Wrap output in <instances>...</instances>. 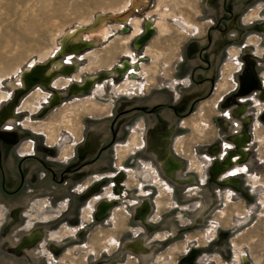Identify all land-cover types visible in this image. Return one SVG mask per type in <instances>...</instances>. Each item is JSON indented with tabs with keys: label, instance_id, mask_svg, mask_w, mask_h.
<instances>
[{
	"label": "rangeland",
	"instance_id": "1",
	"mask_svg": "<svg viewBox=\"0 0 264 264\" xmlns=\"http://www.w3.org/2000/svg\"><path fill=\"white\" fill-rule=\"evenodd\" d=\"M241 1L244 7L236 16L228 0H0V113L15 101L14 117L7 119L0 130L7 134L18 128L26 131L25 139H33L34 132L42 127L57 148L72 143L73 131L79 139L83 137L88 107L90 132V123L106 115L108 106L118 98L165 93L172 99L169 104L179 102L191 82L177 78L175 70L190 38L202 36L208 25H218L231 36L223 47L212 94L202 98L185 118L187 127L172 136L169 129L155 131L161 138L168 134L161 145L164 153L172 158L171 153L179 154L193 162L196 178L180 177L176 181L191 183L190 200L174 204L171 195L178 189L148 158L141 160L143 168L135 158L132 165L138 159L137 164L129 171L126 183L131 187L140 182V177L151 176V196L167 201L165 209L151 202L152 223H142L135 218L134 210L125 214L118 206L99 220L94 215L90 218L98 197L86 199L77 210L75 223L64 222L67 208L55 213L54 209L44 208L45 196L28 195L21 200L17 198L19 190H6L14 198L15 207L0 206V264H264V0ZM238 4L241 5L239 1ZM216 11L221 13L214 16ZM148 21L153 24L154 34L145 46L135 50L133 44ZM76 26L82 28L79 49L68 41L59 55L61 40ZM141 57L145 60L139 61ZM135 58L139 59L136 79L105 76L83 95L70 89L74 83L112 72L125 60L135 62ZM248 58L253 61L255 83L248 94L239 95L241 81L249 74ZM36 64L46 72L50 69L53 79L47 86L35 84L18 94L23 86L22 74ZM61 66H74V71L63 75V70H58ZM53 86L62 95L53 105L57 109L46 113L54 96ZM47 92L50 102L41 106ZM238 107L242 114L236 116ZM142 121L139 116L127 128L137 122L144 125ZM241 134L247 140L244 161L213 175L214 162L210 166L209 162L221 160L228 149L237 151L231 141ZM63 135L66 137L59 141ZM139 137L138 128L131 136L127 131L125 140L112 146L111 168L107 172L112 171L116 161L121 164L133 151L138 152L136 147L144 144ZM146 137L147 134L145 143ZM7 138L0 136V153L2 142L9 147L5 142L11 139ZM212 144L217 146L212 148ZM196 146L210 156L204 155L202 166L195 162L199 160L195 154H200L193 151ZM216 148L219 154L213 151ZM152 150L157 152L153 147ZM103 173L90 174L87 184L93 176ZM108 196L109 187L100 197L111 198ZM193 196L200 198L195 200ZM211 197L213 202L197 206L198 201ZM81 210L85 224H80ZM168 219L172 220L173 230L164 226ZM147 224L158 234L155 240H150L152 236L147 241L148 250L140 242L147 236ZM29 234L38 235L41 241L25 254H17L16 248ZM132 242H138L142 250L131 245L137 251L133 252L127 247ZM186 243L189 245L183 248Z\"/></svg>",
	"mask_w": 264,
	"mask_h": 264
},
{
	"label": "crops",
	"instance_id": "2",
	"mask_svg": "<svg viewBox=\"0 0 264 264\" xmlns=\"http://www.w3.org/2000/svg\"><path fill=\"white\" fill-rule=\"evenodd\" d=\"M238 1L241 5L238 4ZM243 4L241 0H228L227 2L228 7L236 11L234 12L236 16L241 14L239 11L244 7ZM217 11L213 12L214 16H218L221 13ZM230 39L231 36L225 32V29H220L218 25L215 27L208 25L202 36L190 38L184 47L183 57L175 70V76L177 78H187L191 85L185 91L183 98L177 103L169 104L172 103V99L165 93L146 95L135 99L118 98L114 100L112 106H108L106 115H103L97 122L92 121L90 123V132L88 107L85 109L87 113L83 120V137L79 139L78 135L73 131L71 134L72 143L70 145H60V148L50 143L48 131L42 127L40 131L34 132L35 136L33 139L24 138L26 136L25 130L14 129L11 142H5L9 147L4 146V142L1 143L3 149L0 153V206L4 208L15 207L14 198L10 196V193L6 192V190L14 189L19 190L18 194L20 195L17 198L21 200L28 195L45 196L54 202L67 198L68 206L63 220L64 222L75 223L77 210L89 196L85 193H73L71 191L72 187L77 184H87L90 174L107 172L111 168L112 146L125 140L127 124L139 116L144 119L143 127L147 134L146 143L144 141L143 148L139 149L138 152H132L128 157L124 156L125 158L123 157L122 162L132 165L135 158H143L145 160L148 158L151 165H154L160 174L167 177L173 188L175 185L178 189L175 193L172 188L174 194L171 197L174 204H179L180 201H186L187 199L190 200L189 192L191 187L188 185L191 183H178L176 181L180 177L194 176L196 178L198 173L193 168V162L190 158L180 157L179 154L171 153L174 160L181 165V171L175 172V168L172 170V167L169 166V159L164 153L162 155L152 150L153 146L150 139L155 131L163 132L169 129L172 132V136L174 132L187 127L185 126V118L193 112L194 107L202 98L212 94L211 86L222 62L223 47ZM57 89L53 86L51 93L61 98L62 92L57 91ZM63 91L67 92V89ZM49 96L48 93L45 100L40 103L41 106L43 103L50 102L51 98ZM75 100L77 99H73V101ZM73 101L70 104L77 102L73 103ZM54 107H50L46 113L50 112ZM54 109L56 110L57 108L55 107ZM211 146L213 148L217 144H212ZM69 147L71 148L70 151ZM193 151L200 153L199 155L195 154V158H199V160L196 158L195 162L201 166L204 165L203 162L205 160L201 158V155L207 154H203L198 146L194 147ZM187 161L189 162L186 163ZM212 161L214 164L217 163L216 158L212 159L209 162V166L213 163ZM172 172L174 173L173 175ZM168 173H170V176ZM201 189L199 188V193ZM161 198L148 196L149 206L151 207V202H155V205L157 203L160 208L165 209L167 201H163ZM192 198L197 200L200 196H193ZM213 198L198 201L197 206L201 203H211ZM155 216L157 214L153 215V217ZM149 218H152V214H149ZM150 221L149 223L153 222V220ZM171 222L172 220L168 219L165 221L164 226L173 230L174 227H171ZM150 228L154 227L147 224V236L140 241L147 250L149 249L147 241L152 236L153 238L150 240H155L154 236L158 235L153 233ZM126 241L128 242L129 240ZM188 245L189 243H186L183 248ZM192 248H194L193 245ZM173 249L175 250V248Z\"/></svg>",
	"mask_w": 264,
	"mask_h": 264
},
{
	"label": "built area",
	"instance_id": "3",
	"mask_svg": "<svg viewBox=\"0 0 264 264\" xmlns=\"http://www.w3.org/2000/svg\"><path fill=\"white\" fill-rule=\"evenodd\" d=\"M235 61L238 62L237 58L235 59ZM238 65L240 66L239 62H238ZM178 97H179V95L176 94L175 99H177ZM137 128L140 131V137L139 138H141V140L144 142L143 138L145 135V130H144L143 124L141 122L135 123L133 126L128 127L126 130L130 133V136H131V133ZM65 137L66 136L63 135V138H61V139L59 138V141L64 139ZM58 143H59V145L62 144L60 142H58ZM143 146L144 145L142 143L141 146L136 147V149L139 150V149L143 148ZM133 153H134V151H133ZM115 154H116V149H115ZM204 157L205 156L201 155V158L203 160H205ZM139 160L140 161L138 163V166L143 168L145 164H141V160H145V159L139 158ZM137 161H138V159H137ZM137 161H136V164H137ZM116 163L117 164L113 165L112 171L105 172V173L99 174V175H95L90 179V182L88 184L77 185V186L73 187L71 189V191L73 193H76V194L86 193V195L89 196L90 199L98 197L97 201L93 204V210L90 212V218H92V216L94 215V218L97 219L96 215L98 213L99 205L101 203H108L109 206H108L107 211L105 212V215L103 217L108 215L109 212H111V210L114 207L118 206L119 208H121V210H124L125 214H129L130 210H134L135 218L137 220H140L136 217L137 212L145 202H148L147 198H148V196H150L152 194V189L154 187V186H151V184L153 183V181L151 180V176L147 175L148 178L140 177V180H139L140 182L138 184L134 182L133 186L128 187L126 181L128 179L129 171L134 170V167L136 166V164L135 165L125 164L124 162H122V160L120 162L121 164H118L117 161H116ZM131 166H132V168H131ZM175 170H177V169H175ZM142 179H144V183H142ZM108 187L110 188V196H108V197H111V198H103V197L101 198L100 197L101 194L104 193V190ZM98 192H101V193L98 194V196H95L94 194H96ZM40 201H41L40 198H38V203ZM44 201H43L44 204L46 203L44 205V208H49V209L51 208L52 210L54 209L55 213H62L64 211V209H66L68 206V199L67 198H64V199L56 202L54 206L52 205L49 198L45 197ZM85 205H88V203H86ZM44 208L42 210H44ZM150 211H151V207L144 214L143 220H140L142 223H144V220H151V218H149ZM81 212L79 214L80 224H85L83 211L81 210ZM103 217H101V218H103ZM135 231H134V233H135ZM133 252H137V251H133Z\"/></svg>",
	"mask_w": 264,
	"mask_h": 264
},
{
	"label": "flooded vegetation",
	"instance_id": "4",
	"mask_svg": "<svg viewBox=\"0 0 264 264\" xmlns=\"http://www.w3.org/2000/svg\"><path fill=\"white\" fill-rule=\"evenodd\" d=\"M127 31V33L129 32V30H126ZM125 31V32H126ZM145 31H144V29H143V32L141 33V35H139V37L137 38V40H135V42H134V44L138 41V40H140L144 35H145ZM150 38V36L144 41V42H139V46H138V48H142L143 46H145V45H143L145 42L147 43L148 41V39ZM134 44H133V48H134ZM138 48H134L135 50H137ZM63 53V52H62ZM139 60V59H138ZM128 60H125L124 62H127ZM123 62V63H124ZM36 66V65H35ZM137 66H138V64H137ZM118 67V66H117ZM116 67V68H117ZM116 68L114 69V70H116ZM32 69V68H31ZM30 69V70H31ZM68 76L74 71V69L73 68H70V69H68V68H65L64 66L61 68ZM132 69V68H131ZM29 70V71H30ZM59 70V69H58ZM71 71V73H69L70 71ZM46 71H44L43 72V74H45L46 75ZM108 72H106V73H102V74H99V75H93V76H91V77H89V78H97V81L96 82H94L93 84H92V86L90 87L89 85L87 86V85H85L86 83L87 84H89V82H87V81H89L88 79L86 80V81H84V82H81V83H74L75 85L72 87V91L73 92H75V94H81V95H83V94H85V93H89V91H91L92 89H93V87H94V85L96 84V83H98L99 82V80H101V79H103V78H105V76H107L106 74H107ZM124 74H126V75H128V76H130V74H127V72H125ZM122 75H123V73H122ZM47 76V75H46ZM48 77V76H47ZM113 77H116V79L117 80H122V77L123 76H121V78L120 79H118L117 78V76L115 75V76H113ZM53 79V77H51L50 78V80H49V82L51 81ZM49 82H47V83H49ZM91 82V81H90ZM86 87V88H85ZM83 88V89H82ZM59 98L57 97V96H53V101L52 102H55V101H57ZM240 114H242V108H240V107H238L237 108V110L235 111V115L236 116H239ZM14 117V115H13V110H11V113L7 116V118H6V120L7 119H9V120H12V118ZM5 120V121H6ZM4 121V122H5ZM4 122H2V124L0 125V127L4 124ZM0 136H2L3 138H7V137H9V135L8 134H6V133H4V131H2V130H0ZM161 135L158 133V132H154V133H152V146H153V148L154 149H156L157 150V152H160V153H164V151L162 150V148H161V145L165 142V140L167 139V136H168V134L167 133H165V134H163L162 136V138L160 137ZM244 136L245 135H240L239 137H237L234 141H231L232 143H233V148H238V150L236 151L235 149H232V150H230V149H228L227 151H226V153L224 154V156H223V158L221 159V160H218L217 159V163H216V165H215V167H214V169H213V172H212V174L213 175H218V174H221V172H223L224 170H230L229 168H230V166L231 165H234V164H239L240 162H242V161H244V157H245V147H246V141L247 140H245L244 139ZM162 150V151H161ZM215 153H218L219 154V152H218V149L216 148V149H214L213 150ZM165 155H166V157H168V159H169V166L170 167H172V170H173V168H175V169H178V166H179V163H177L175 160H174V158H172L170 155H168V154H166V153H164ZM240 158H242V159H240ZM240 159V160H239ZM165 164V163H164ZM174 169V170H175ZM175 172H177V170H175ZM169 174V176H170V173H168ZM174 173L172 172V175H173ZM226 180V179H225ZM232 180H229V183L231 182ZM52 202H54V201H52L51 200V203ZM56 203V201L54 202V204ZM4 208V207H3ZM102 210H105V207L102 209ZM144 209L142 208L141 210H140V212H139V216H141V217H143L144 216ZM41 241V239L39 238V236L38 235H28V237L27 238H25L24 240H22V245L20 246V247H17L16 248V253L17 254H25L24 253V250L27 248V251H28V248H31V247H33V246H35V245H37L39 242ZM134 246H136V248L138 249V250H142V247H140L139 246V244H133Z\"/></svg>",
	"mask_w": 264,
	"mask_h": 264
},
{
	"label": "bare ground",
	"instance_id": "5",
	"mask_svg": "<svg viewBox=\"0 0 264 264\" xmlns=\"http://www.w3.org/2000/svg\"><path fill=\"white\" fill-rule=\"evenodd\" d=\"M152 21V20H151ZM151 21H148L147 23H146V25H145V28H144V31L146 32L145 33V35L140 39V40H138L135 44H134V48H138V46H139V42H144L149 36H150V38L147 40V41H150V39L152 38V36H153V34H154V29H153V27H152V25H151ZM159 25V24H158ZM82 31V28L81 27H79V26H76L74 29H71L69 32H67V34H66V36H65V38H63L62 40H61V42H60V47L59 48H61V50H60V53H59V55L60 54H62V52H64L65 51V45H66V42H74V43H72V44H74L75 45V49L76 50H78L79 49V46H78V44H79V42H80V38H79V35H80V32ZM75 41H77V42H75ZM146 44V42L143 44V45H145ZM83 46V45H82ZM141 49V47L140 48H138L137 50H140ZM54 58V57H53ZM136 59V58H135ZM145 60V58L144 57H141L140 58V60L139 61H144ZM138 61V59H136V61L134 62V61H130V60H128L127 62H124V63H122V64H120L117 68H116V70H113L112 72L111 71H108V73L106 74L107 76H117V78L118 79H120L121 78V76H123L122 77V79H124L125 77H127V78H132V79H136L137 78V76H136V70L138 69V66H137V62ZM55 62V61H54ZM56 63H57V61H56ZM63 66H61L60 68H59V70L62 68ZM65 68H68V69H70L71 67H66V66H64ZM132 68V69H131ZM44 71H46V70H44V68H43V66H41V65H39V64H36V66H33L32 67V69L29 71V70H26L23 74H22V90L24 89V87L26 86V87H28V85H30V84H37V85H41V81L42 82H45V83H47V82H49V80H50V78H51V75H52V71L50 70V69H48V71H47V73H46V75L48 76H46L45 74H43V72ZM70 71V70H69ZM72 71V70H71ZM71 71L69 72V73H71ZM125 72H127V74H130V76H128V75H126V74H124ZM122 73H123V75H122ZM63 75H67L64 71H63ZM89 77H91V76H89ZM89 81H87V82H89V84H85V85H89L90 87L92 86V84L94 83V82H96L97 81V78H89L88 79ZM91 81V82H90ZM134 81V80H133ZM251 82H254V80L253 79H251ZM75 85V84H74ZM86 88V87H85ZM83 89V88H82ZM59 98V97H58ZM12 110V109H11ZM11 110L9 109V108H7V109H5V110H3L2 112H1V114H0V125L2 124V122H4L5 120H6V118H7V116L11 113ZM104 208V207H103ZM102 208V209H103ZM38 233V232H37ZM42 233V232H41ZM43 236V235H42ZM42 238V237H41ZM25 252H27V248L24 250V253Z\"/></svg>",
	"mask_w": 264,
	"mask_h": 264
},
{
	"label": "water",
	"instance_id": "6",
	"mask_svg": "<svg viewBox=\"0 0 264 264\" xmlns=\"http://www.w3.org/2000/svg\"><path fill=\"white\" fill-rule=\"evenodd\" d=\"M248 66H249V68H248V70H249V74H248V76H244L243 77V79H242V81H241V84H240V87H241V89H240V92H239V95H246V94H248L250 91H251V89H252V87H253V82H251V79H253L254 80V83H255V75H254V73L252 72V66H253V61L250 59V58H248ZM67 67H71V68H73L72 66H67ZM45 69H47V67H45ZM51 77H53V74L51 75ZM36 84V83H35ZM34 84V85H35ZM41 84L42 85H44V86H47L48 85V83H45V82H42L41 81ZM33 86V84H30V85H28V87H24V89L23 90H20L19 91V93L18 94H22L25 90H27V89H29V88H31ZM74 86V84L71 86V90H72V87ZM75 93V92H74ZM53 100H51V102L49 103L50 104V106L49 107H52L56 102H58L59 101V99L57 100V101H55V102H52ZM15 105V101H12L6 108H4L3 110H5V109H7V108H9L10 110L12 109L13 110V106ZM2 110V111H3ZM1 111V112H2ZM1 114V113H0ZM8 135H9V139H12L13 138V133H7ZM151 136V135H150ZM2 137V136H1ZM7 138V139H8ZM6 139V138H5ZM215 165H216V163L214 164V167H215ZM214 167H213V169H214ZM105 206H109V204L108 203H101L100 205H99V207H98V213H97V215H96V217H97V219L99 220V219H101V217H103L104 215H105V210H102V208L103 207H105ZM141 208H143L145 211H144V214L150 209V206H149V204H148V202H145L143 205H142V207ZM141 208L138 210V212H137V215H136V217L138 218V219H140V220H143V218L144 217H141V216H139V212H140V210H141ZM138 244V242H132V243H130V244H128L127 245V247L129 248V247H131V245H133V244ZM131 249H132V247H131ZM194 249H192L191 250V252L188 254V257H190V255H191V253H192V251H193ZM132 251H136V250H134V249H132ZM195 251H196V254H197V250L195 249ZM185 262V261H184Z\"/></svg>",
	"mask_w": 264,
	"mask_h": 264
}]
</instances>
